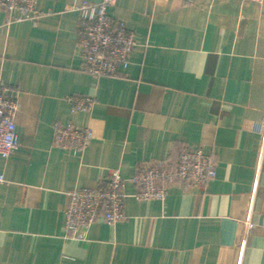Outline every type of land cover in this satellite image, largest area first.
<instances>
[{
    "label": "crops",
    "instance_id": "0c3cea01",
    "mask_svg": "<svg viewBox=\"0 0 264 264\" xmlns=\"http://www.w3.org/2000/svg\"><path fill=\"white\" fill-rule=\"evenodd\" d=\"M81 1L38 0L36 23L0 10L20 142L0 156V264H264V0H112L137 45L121 74L100 78L83 68ZM72 95L94 97L92 112L72 111ZM56 121L89 124L90 145L55 146ZM187 145L213 152L212 181L172 185L162 201L136 198L128 180L124 219L67 235L69 191Z\"/></svg>",
    "mask_w": 264,
    "mask_h": 264
},
{
    "label": "built area",
    "instance_id": "2783aa9c",
    "mask_svg": "<svg viewBox=\"0 0 264 264\" xmlns=\"http://www.w3.org/2000/svg\"><path fill=\"white\" fill-rule=\"evenodd\" d=\"M257 1L263 0H244ZM112 0L90 2L83 0L71 6L79 13L78 45L83 68L96 78L115 77L130 64V56L137 45L133 30L122 19L109 11ZM0 10L7 14L6 23L38 22L44 12L38 9V0H0ZM18 90L9 86L0 74V156L9 157L19 147L15 112ZM72 111L90 113L96 105L92 96H69ZM93 139V128L56 121L53 124V144L57 147L82 151ZM213 152L198 146L182 147L176 158L142 162L131 178H124L119 169L109 171L107 177L95 187L75 188L68 193L66 232L75 240H84L89 228L99 220L110 225L125 218L123 210L127 194L126 182L136 186L133 194L139 199L164 200L172 185L184 189L205 185L217 174ZM5 180L0 172V182ZM248 227L252 223L248 222Z\"/></svg>",
    "mask_w": 264,
    "mask_h": 264
}]
</instances>
